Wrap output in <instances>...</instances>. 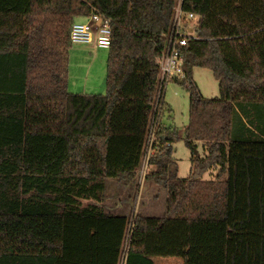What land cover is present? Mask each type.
I'll return each instance as SVG.
<instances>
[{
	"label": "trees",
	"instance_id": "obj_1",
	"mask_svg": "<svg viewBox=\"0 0 264 264\" xmlns=\"http://www.w3.org/2000/svg\"><path fill=\"white\" fill-rule=\"evenodd\" d=\"M179 3L199 17L177 81L190 95V175H178L177 130L159 123L145 179L166 189L165 213L106 212L108 179L137 182ZM95 12L112 24L106 92L73 93L70 29ZM195 67L218 96L202 94ZM156 256L264 264V0H0V264Z\"/></svg>",
	"mask_w": 264,
	"mask_h": 264
},
{
	"label": "rangeland",
	"instance_id": "obj_2",
	"mask_svg": "<svg viewBox=\"0 0 264 264\" xmlns=\"http://www.w3.org/2000/svg\"><path fill=\"white\" fill-rule=\"evenodd\" d=\"M88 20V19H87ZM83 17L77 21H87ZM94 43L76 42L71 44L68 73V89L73 93H105L107 77V59L109 48H100ZM193 78L206 97L220 94L219 81L212 71L205 67H195ZM157 101V99H156ZM156 105V103H155ZM156 111V110H155ZM190 121V95L187 88L180 83L171 81L165 88L163 107L156 111L150 127L149 142L146 153L152 146L159 123L177 130L179 139L174 143V158L178 163V175L186 178L192 168L193 150L187 146L184 135L185 127ZM207 151L203 141L197 142V155L204 157ZM145 160L139 171L137 182L123 183L109 179L105 192L104 203L106 212L124 213L134 216L136 213L146 215H163L166 211V189L153 180L145 179ZM211 169L204 174V179H212L216 174ZM138 184V185H137ZM129 240L126 241L127 251ZM125 256V255H124ZM157 264H183L181 257L156 256ZM121 264H124L122 258Z\"/></svg>",
	"mask_w": 264,
	"mask_h": 264
},
{
	"label": "built area",
	"instance_id": "obj_3",
	"mask_svg": "<svg viewBox=\"0 0 264 264\" xmlns=\"http://www.w3.org/2000/svg\"><path fill=\"white\" fill-rule=\"evenodd\" d=\"M198 21V15L193 12L184 13L181 3L178 4L168 48L160 58V84L155 105V110L159 114L163 107V98L167 84L171 81L177 82L186 78L183 46L187 45L191 38L196 37ZM70 41L71 43H94L100 48H109L112 42L111 19L95 12L87 21L74 22L70 29ZM152 153L151 146L146 153L145 172L147 171L148 160ZM132 227L133 224H131L130 232Z\"/></svg>",
	"mask_w": 264,
	"mask_h": 264
},
{
	"label": "crops",
	"instance_id": "obj_4",
	"mask_svg": "<svg viewBox=\"0 0 264 264\" xmlns=\"http://www.w3.org/2000/svg\"><path fill=\"white\" fill-rule=\"evenodd\" d=\"M85 20H87V19H89L88 17H83ZM95 46V45H94ZM98 47V46H97ZM145 165H146V163H145ZM147 167H148V164H147ZM139 171H140V169H139ZM109 181V179L107 180V182ZM103 204V203H102ZM105 204V203H104ZM110 212V211H109ZM156 264H157V262H156ZM184 264V263H183Z\"/></svg>",
	"mask_w": 264,
	"mask_h": 264
}]
</instances>
